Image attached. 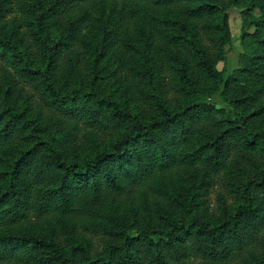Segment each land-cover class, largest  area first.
<instances>
[{"label":"trees","instance_id":"1","mask_svg":"<svg viewBox=\"0 0 264 264\" xmlns=\"http://www.w3.org/2000/svg\"><path fill=\"white\" fill-rule=\"evenodd\" d=\"M0 264H264V0H0Z\"/></svg>","mask_w":264,"mask_h":264},{"label":"rangeland","instance_id":"2","mask_svg":"<svg viewBox=\"0 0 264 264\" xmlns=\"http://www.w3.org/2000/svg\"><path fill=\"white\" fill-rule=\"evenodd\" d=\"M230 25L232 33V47L228 52L227 63H220L219 69L224 67L228 69L229 75H232L240 68V56L244 53L243 49V19L239 12L234 11L230 14ZM216 103H221L219 99ZM212 204L215 203V195L211 196Z\"/></svg>","mask_w":264,"mask_h":264}]
</instances>
